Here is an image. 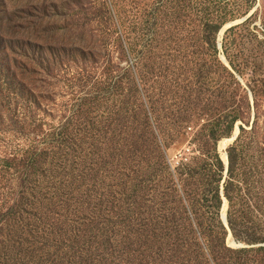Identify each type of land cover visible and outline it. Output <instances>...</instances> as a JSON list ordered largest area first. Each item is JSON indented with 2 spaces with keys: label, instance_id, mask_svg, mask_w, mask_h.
<instances>
[{
  "label": "rangeland",
  "instance_id": "obj_1",
  "mask_svg": "<svg viewBox=\"0 0 264 264\" xmlns=\"http://www.w3.org/2000/svg\"><path fill=\"white\" fill-rule=\"evenodd\" d=\"M0 264H264V0H0Z\"/></svg>",
  "mask_w": 264,
  "mask_h": 264
},
{
  "label": "bare ground",
  "instance_id": "obj_2",
  "mask_svg": "<svg viewBox=\"0 0 264 264\" xmlns=\"http://www.w3.org/2000/svg\"><path fill=\"white\" fill-rule=\"evenodd\" d=\"M239 129L237 130V132H236V135L234 136V138L232 139V140H226L223 144H222V148H221V150H222V152H223V154H224V158H225V161H226V163L229 165V159H228V153H227V151H228V148H229V146H230V143H232L236 138H237V136L239 135ZM227 210V209H226ZM225 215H227V212L225 211L224 212V216Z\"/></svg>",
  "mask_w": 264,
  "mask_h": 264
},
{
  "label": "water",
  "instance_id": "obj_3",
  "mask_svg": "<svg viewBox=\"0 0 264 264\" xmlns=\"http://www.w3.org/2000/svg\"><path fill=\"white\" fill-rule=\"evenodd\" d=\"M239 132H240V129H239ZM240 134V133H239ZM239 137V135L237 136V138ZM236 138V139H237ZM224 219H225V222H226V224H229V221H228V216L227 215H225L224 216Z\"/></svg>",
  "mask_w": 264,
  "mask_h": 264
}]
</instances>
